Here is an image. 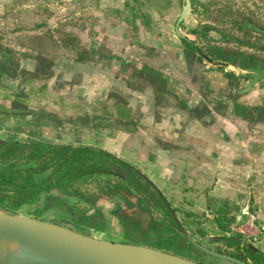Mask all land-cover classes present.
<instances>
[{"label":"crops","instance_id":"0c3cea01","mask_svg":"<svg viewBox=\"0 0 264 264\" xmlns=\"http://www.w3.org/2000/svg\"><path fill=\"white\" fill-rule=\"evenodd\" d=\"M18 1L0 0V64L7 74L1 73L0 83L18 89L22 77L7 67L17 65L45 90L40 100L48 116L68 119L84 103L107 105L109 117L118 118L108 131L113 150L143 170L167 206L197 209L219 236L240 235L264 253V111L251 107H264V98L235 95L246 82L233 65L179 61L182 40L171 26L178 5L172 1L164 13L158 0L154 6L153 0H28L14 6ZM79 4H86L87 14L74 10ZM37 7L48 13L42 18ZM135 81L139 92L130 87ZM116 100L124 111L116 110ZM136 132L140 140L133 142L128 134Z\"/></svg>","mask_w":264,"mask_h":264},{"label":"rangeland","instance_id":"374dc122","mask_svg":"<svg viewBox=\"0 0 264 264\" xmlns=\"http://www.w3.org/2000/svg\"><path fill=\"white\" fill-rule=\"evenodd\" d=\"M27 1L19 0L14 3V6L25 7ZM155 1L157 0H153L149 4L154 6ZM172 1H178L181 5L185 3V0H158L157 3L158 6L162 5L161 7L165 13ZM191 1L194 10L179 25V32L196 42L201 52L211 56L210 50H214L212 47H219L214 45H220L223 50H245L248 57L245 58L244 64L260 63L256 62V60L253 61V59H260L264 63V31L253 29L254 31L250 35H244L243 33L240 35L232 26L234 25L233 22L240 23L242 22L240 20L246 17V21H251L252 24L259 26V28L264 27V0ZM85 6L86 4H79L74 7V10L87 14V11L84 9ZM37 10L42 18V14L48 13L43 7H37ZM123 14L124 11L121 13V16ZM73 17L75 18V16ZM73 17L69 18V21H73ZM54 18L55 13L52 16V19ZM85 18L88 17L85 16ZM53 23L55 25L58 24L57 28L61 27H59V23L61 22L55 21ZM206 25L215 28L214 30L220 34L222 31L223 40L211 39L210 35L204 30L203 26ZM231 36L237 37L240 42L234 41ZM252 41H254V46L251 45ZM68 42L72 43V41ZM180 43L182 44L181 49L184 51V57L179 58V61L190 63L195 58L201 59L183 41ZM1 57L4 60L8 59L5 51L2 52ZM16 66H10L9 64L7 67L11 69L8 70L9 74H12L13 71V75L22 77L18 81V89H13L8 82L0 83V139L9 142L18 141L26 143L25 150L37 142L51 145L90 146L102 149L123 160L120 157L122 153L113 150L111 140L114 136L109 137L110 135L108 134L109 129L113 130L115 122H118V118L109 117L107 105L94 107V104L84 103V105H81L83 107H80L82 109L74 107L73 109H77V111L75 114L67 116L69 117L68 119L60 118L53 113L48 116L45 103L40 100L41 96L45 94V90L42 91L41 86L34 84L36 79H33L29 75H23L18 67L15 68ZM234 67L235 71L239 73L238 77H242L246 73L240 67ZM2 73L3 75H7L6 72ZM227 73L229 75L230 72ZM139 83V81H135L130 86L132 87L131 89L139 92ZM112 89L121 94L124 93L123 90L116 86ZM261 98H264V93H262ZM116 105L124 109V105L118 100H116ZM116 110L118 111L117 108ZM27 112L33 117L32 121L31 118H28ZM45 121L49 123V126H44ZM130 123L127 126H130ZM91 130L94 132H91ZM119 136H117L119 147H122L126 141L122 135ZM140 136L141 134L137 132L130 136L128 134V137L133 142L139 141ZM5 161L1 165L9 163L8 161H16V163L24 165H37L33 161L28 162L27 156L22 154L16 157H7ZM105 167L116 174L83 175L79 178L71 179L64 185L60 184L65 182V178H60L58 174L51 175V169H48L40 175H33V180L40 182L41 186L55 181H57L58 185L41 191L33 201L16 205L18 203L14 197H6L0 202V206L23 215L65 225L82 233L90 232V230L95 233L104 232L106 236L120 237L126 242L167 250L204 264H234L225 259L205 253L194 245L192 246V243L186 237L187 235L193 241L209 249L230 254L251 264V261L246 258L244 251L237 252L233 248H227L224 240L217 241L213 239L222 234L210 227L212 223L202 220L203 218L199 214L196 216L194 211H198L197 209L191 211V207L188 205L183 206L180 204L172 206L168 202L172 210L171 212L176 216L184 231L182 232L179 227L177 229L176 223L171 222L173 217L170 209L166 207L160 196L157 195L158 193L155 192L154 187L116 163L108 164ZM133 168L140 175L149 179L141 168L136 166ZM128 180H132L133 184ZM150 183H153V186L155 185L152 181ZM135 184L140 186L141 189H135L133 186ZM126 196L131 202L128 203L125 200ZM114 201H122L128 207L133 206L135 211L131 213V217H126L119 212L117 213L116 208H113ZM212 203L213 201H210L209 205H214ZM131 208H128V210ZM186 212H191L192 214L188 215ZM238 236L241 238L240 235H234V237L239 238ZM219 237L222 238V236ZM243 243L258 249L253 240H246Z\"/></svg>","mask_w":264,"mask_h":264},{"label":"water","instance_id":"95a60500","mask_svg":"<svg viewBox=\"0 0 264 264\" xmlns=\"http://www.w3.org/2000/svg\"><path fill=\"white\" fill-rule=\"evenodd\" d=\"M190 6L191 1L185 0L177 24L189 12ZM204 57L207 61H212L207 56ZM249 71L253 72L252 81L249 85L258 80H264V67L251 68ZM249 85L246 86L244 91L250 88ZM154 189L157 191L155 186ZM116 203L124 207L122 201H114V204ZM173 216L178 227L184 232L176 216L174 214ZM186 237L192 245L205 253L225 259L234 264H249L243 259L209 249L193 241L187 235ZM250 247L252 246L250 245ZM0 264L204 263L151 246L94 237L65 225L23 215L0 206Z\"/></svg>","mask_w":264,"mask_h":264},{"label":"trees","instance_id":"16d2710c","mask_svg":"<svg viewBox=\"0 0 264 264\" xmlns=\"http://www.w3.org/2000/svg\"><path fill=\"white\" fill-rule=\"evenodd\" d=\"M240 21L242 22H233V24L239 31L243 30L246 35H249L250 31H252L253 29L262 31L261 28L252 24L251 21H246V17H243ZM182 40L189 48L193 50L195 54L197 53V55L202 58L199 52H197L194 46L191 44V41L187 40L184 37H182ZM233 40L239 41L237 37H235ZM214 52L211 56L207 55L206 53L205 54L209 56L213 61L224 60L230 62L233 65L238 66L239 64L241 67L246 68L248 66L246 64H242L245 58H247L248 56L246 52L238 51L236 49H226V52L228 54L227 56L226 54L224 55V52L220 49H216V51ZM2 71L3 65L0 64V77ZM240 89L241 87L237 88V90L235 91V95L241 96L245 101L254 100L257 96H260L262 93H264V88H262L261 86L258 87L257 85H252L251 88L243 92H239L238 90ZM254 104L255 105L251 107H257L260 111H264V107H261V105H259L260 102H254ZM116 108L118 109V111L122 109L121 106H117ZM122 110L124 111V109ZM125 116L129 118V113H126ZM26 146V143H21L18 141L9 142L7 140L0 139V202L6 197H14L18 203L16 205H19L20 203L30 202L35 200L36 195L41 191L58 185L57 181H55L50 184L41 186L40 182L33 180V175H40L48 169H51V175L58 174L60 178H65V182L60 184L64 185L71 179L76 177L79 178L83 175H115L116 173L106 169L105 166H107L108 164L116 163L121 167H124L128 172L143 179V181H145L147 184L149 183V185L154 187L149 180L140 175V173H138L130 164L102 149H96L86 146L77 147L72 145H51L48 143L38 142L34 143L32 146H29L27 150H25ZM19 154L27 156L28 162L33 161L37 165H24L21 163L18 164L16 163V161H8L9 163L1 165L2 162H6L5 160L7 157H16ZM119 177L121 176L119 175ZM128 181L133 184L132 180ZM133 186L137 190L141 189L140 186H137L136 184ZM155 192L157 191L155 190ZM125 200L128 203L131 202L127 196ZM166 207L168 206L166 205ZM128 214L132 215L131 212H129ZM172 217L173 219L171 220V222L176 223L173 214ZM176 227L178 229L177 224ZM222 240L225 241V246L227 248H233L237 252L244 251L246 253V258L251 261V264H264V253L250 247V245L246 243H242L240 238L234 236H224L222 237Z\"/></svg>","mask_w":264,"mask_h":264},{"label":"flooded vegetation","instance_id":"af4514ba","mask_svg":"<svg viewBox=\"0 0 264 264\" xmlns=\"http://www.w3.org/2000/svg\"><path fill=\"white\" fill-rule=\"evenodd\" d=\"M191 1V0H190ZM185 2V1H184ZM177 5H178V8H179V12H178V14H177V16L175 17V19H174V23L172 24V30L174 31V33H176V35L182 40V37H184V38H186L187 40H189V41H191V44L194 46V48H195V50L197 51V52H199V54L201 55V59H204L206 62H208L209 64L211 63V65H222V66H228V65H233V64H231L230 62H227V61H224V60H222V61H207V59H205V57L204 56H207L205 53H203V52H201L200 51V47L198 46V44L196 43V42H194L192 39H189V37H187L186 35H184V34H181L180 32H179V25L184 21V19H185V17L188 15V14H190L191 12H192V10H194L193 8H192V1H191V6H190V9H189V12L186 14V16L181 20V22L179 23V24H177V20H178V18H179V16H180V13H181V11H182V9H183V5H184V3H182V5L177 1V2H175ZM233 26V28H235V30L236 31H238L239 33H240V35L243 33L244 35H246L245 33H244V31L242 30V31H239L238 29H237V27L235 26V25H232ZM205 29V32L206 33H208L209 35H210V38L211 39H215V40H223V38H222V36L223 35H221V34H223V32L221 31V34L220 33H218V32H216L214 29L215 28H213V27H211L210 25H206V26H203ZM259 27V26H258ZM262 29V31H264V27H262L261 28ZM252 31H254V30H252ZM252 31H250V34H251V32ZM193 32H195V31H193ZM249 34V35H250ZM229 37V36H228ZM232 37V36H231ZM251 37H252V35H251ZM225 38H226V36H225ZM233 39L235 38V36H233L232 37ZM259 39V38H258ZM183 41V40H182ZM254 41H252V43H251V45L252 46H254V43H253ZM214 46H219V47H212V49H214L213 51L212 50H210L211 51V53H213L214 51H216V49H220L221 51H223L224 52V54H225V52H226V49L225 50H223V48L220 46V45H214ZM238 51H243V52H246L245 50H238ZM228 52V51H227ZM227 52H226V56L228 55L227 54ZM203 53V54H202ZM215 53V52H214ZM247 53V52H246ZM209 59H210V57L209 56H207ZM248 57V56H247ZM254 60H256V62L258 61V62H260V63H257V64H251V65H248L246 68L245 67H241L239 64H238V67H240L241 69H243V70H245L246 71V73L244 74V75H242V77H238V80H240V82H242V83H245L246 82V84L245 85H242L243 86V88H241L240 90H238L239 92H243L244 91V89L246 88V86L247 85H249L250 84V82L252 81V74H253V72H251V71H249V69H251V68H253V69H256V68H259V67H264V63H262V61L260 60V59H253V61ZM242 64H244V63H242ZM247 65V64H246ZM233 66H237V65H233ZM252 85H259V86H261V85H264V80H258V81H256V82H253V83H251V85H249V87L251 88V86ZM138 172V171H137ZM123 204H124V202H123ZM130 207H132L130 210H128V208H130ZM130 207H128V206H126V204H124V207H122L120 204H118V203H116V204H113V208H116V212L118 213H121V214H123L124 216H126V217H131V215H129L128 213L129 212H131V213H134V207L133 206H130ZM115 210V209H114Z\"/></svg>","mask_w":264,"mask_h":264},{"label":"built area","instance_id":"2783aa9c","mask_svg":"<svg viewBox=\"0 0 264 264\" xmlns=\"http://www.w3.org/2000/svg\"><path fill=\"white\" fill-rule=\"evenodd\" d=\"M232 230H234V228H232Z\"/></svg>","mask_w":264,"mask_h":264}]
</instances>
